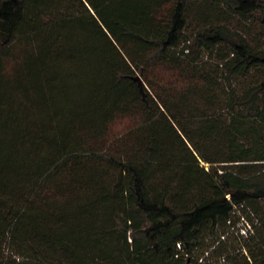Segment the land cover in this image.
<instances>
[{"label":"trees","instance_id":"1","mask_svg":"<svg viewBox=\"0 0 264 264\" xmlns=\"http://www.w3.org/2000/svg\"><path fill=\"white\" fill-rule=\"evenodd\" d=\"M0 264H264V0H0Z\"/></svg>","mask_w":264,"mask_h":264},{"label":"built area","instance_id":"2","mask_svg":"<svg viewBox=\"0 0 264 264\" xmlns=\"http://www.w3.org/2000/svg\"><path fill=\"white\" fill-rule=\"evenodd\" d=\"M244 232V231H243Z\"/></svg>","mask_w":264,"mask_h":264}]
</instances>
